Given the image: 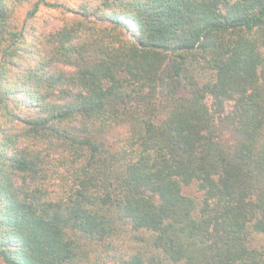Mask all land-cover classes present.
Here are the masks:
<instances>
[{"label":"trees","instance_id":"16d2710c","mask_svg":"<svg viewBox=\"0 0 264 264\" xmlns=\"http://www.w3.org/2000/svg\"><path fill=\"white\" fill-rule=\"evenodd\" d=\"M24 1L0 0V264H264V0H85L38 32Z\"/></svg>","mask_w":264,"mask_h":264},{"label":"rangeland","instance_id":"374dc122","mask_svg":"<svg viewBox=\"0 0 264 264\" xmlns=\"http://www.w3.org/2000/svg\"><path fill=\"white\" fill-rule=\"evenodd\" d=\"M37 1L41 0H25L21 6L15 8L14 19L19 27H24L26 24V28L32 32L46 31L58 27L68 20L79 19L78 5L85 0H46L51 6L40 4L34 16L27 17V11ZM23 21L24 24H22Z\"/></svg>","mask_w":264,"mask_h":264}]
</instances>
